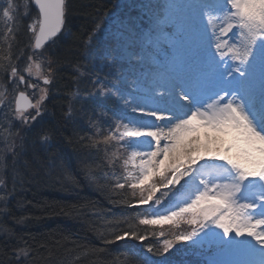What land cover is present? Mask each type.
<instances>
[{"label": "trees", "instance_id": "1", "mask_svg": "<svg viewBox=\"0 0 264 264\" xmlns=\"http://www.w3.org/2000/svg\"><path fill=\"white\" fill-rule=\"evenodd\" d=\"M119 1L66 0L64 28L43 47L53 68L52 90L42 114L18 129L13 158L7 157L0 137V178L5 186L0 194V264L192 261L180 249L161 255L168 234L150 235L143 242L106 243L124 231L159 233L138 222L148 208L129 207L140 199L138 191L116 187L125 180L119 162L109 163L111 145L91 146L112 127L119 110L115 100L97 96L107 77L113 80L116 75L101 67L89 43ZM2 7H7L6 0H0ZM136 15L132 13L130 24L140 31L144 22ZM39 17L33 0H15L12 22L0 15V91L12 83L11 68L22 70L34 50L35 34L29 26ZM9 27L12 33L5 39ZM9 54L11 59H4ZM148 245L156 250L148 252Z\"/></svg>", "mask_w": 264, "mask_h": 264}, {"label": "rangeland", "instance_id": "2", "mask_svg": "<svg viewBox=\"0 0 264 264\" xmlns=\"http://www.w3.org/2000/svg\"><path fill=\"white\" fill-rule=\"evenodd\" d=\"M219 2L221 0H120L118 2L116 10L99 26L89 43L91 49L101 59V67L108 68L106 69L108 74L116 75L113 80L107 77V81H104L97 95L103 101L109 97L115 100L119 110L112 127L106 129L102 136L115 128L118 121L123 124L151 119L133 112L137 107H144L147 110H169L174 116L182 118L191 110L216 99L213 97L207 100L206 92L218 87L219 84L226 85V81L234 80L228 87L232 92L231 96L228 93L229 98L246 103L254 112L257 108L264 107V42L261 38L256 40L248 62L243 65L239 61L232 60L231 54L221 60L216 53V40L213 37V32L219 35V31L218 28L214 30L213 25L222 26L223 17L234 9H231V5L227 4L226 0H222L223 8L210 7ZM132 13H137L136 16L144 22V27L142 25L140 31L130 24ZM39 19L40 17L36 21ZM38 30L37 27V32ZM239 31L238 28H234L227 37L220 38L227 39L229 45L239 43ZM223 51L227 52V47ZM30 56L33 60L41 62V76L35 75L34 67L31 75L24 71L30 63ZM24 64L26 65L23 69L18 70V76L12 78L11 85L5 88L2 97L4 103L1 104L0 109V137L3 138V146L7 149V157H12L14 154V148L20 138L18 129L30 123V120L25 123L23 118H17L18 94L28 93L36 104L43 94L42 89H47V97L52 90V79L49 84H45L42 79V76L52 77V71L49 73L48 69L53 68V62L48 57L47 49L41 48L38 52L33 50ZM237 67L240 68V72L235 71ZM19 75L25 77L23 82H20ZM110 85H115L116 88H111ZM188 92L195 93L198 103L192 104L182 100V96ZM229 98L225 97L226 100ZM46 99L42 102V111ZM35 114V108H30L24 113L28 117ZM156 123L162 125L164 122ZM197 137L200 154L206 156L199 162L204 165L201 171L207 173L209 178L215 177L220 171L218 166L224 164V161L214 159L215 155L239 158L242 149L246 146L233 134L206 132L204 127L190 134L187 139L194 140ZM111 148L112 156L119 145L114 142ZM134 148L147 151L146 146H137L135 143L119 149L121 160L117 162L124 177L127 173L121 166L122 160ZM219 180L225 181L223 178H218L216 182L220 183ZM248 183L245 181V184ZM181 184L183 185L184 182L182 181ZM4 187L3 182L0 184V194ZM188 188L189 185L183 187L177 185L160 205H154L153 202L142 205L148 208L147 216L154 213L166 215L168 210H174L173 205L186 199L190 194ZM244 190L242 189L243 193ZM137 191L141 198L139 189ZM154 227L159 232L168 234V239H172L174 235L191 231L193 227L199 225L193 226L181 222L179 225L165 223ZM243 240H251V238H237L234 233L231 237L224 238L220 228L210 225L194 238L197 242L179 243L169 253L174 249H180L182 256L191 260L206 257L211 264H229L226 261L229 257L257 258L261 254L260 246L256 245L254 240L250 245L236 242Z\"/></svg>", "mask_w": 264, "mask_h": 264}, {"label": "snow or ice", "instance_id": "3", "mask_svg": "<svg viewBox=\"0 0 264 264\" xmlns=\"http://www.w3.org/2000/svg\"><path fill=\"white\" fill-rule=\"evenodd\" d=\"M6 2L7 7L0 8V15L8 22H12L15 0H6ZM34 3L40 13V19L29 26V30L35 34L32 46L35 50L41 49L46 41L61 30L64 24L65 0H34ZM226 3L230 4L234 11L228 12L223 17L222 26L213 25V29L218 28L219 31V35L213 32L216 53L221 60L231 54L232 60L239 61L243 65L248 62L256 40L261 38L264 42V0H226ZM212 6L223 8L224 2L221 0L216 5H210ZM234 28L240 30V42L229 45L227 39L220 37H227ZM11 33L12 28L9 27L4 33L5 39ZM12 38H15L14 35ZM225 47L227 52L223 51ZM4 59L10 60L11 54ZM29 61L24 71L31 75L34 67L35 75L41 76V62L33 60L31 56ZM51 71L52 69L49 68L48 72ZM235 71L240 72V68L237 67ZM11 76H18L16 67L11 68ZM24 79L23 75H19L20 82ZM42 79L45 84L51 83L50 76H42ZM41 91L43 94L36 104L28 101L23 106L20 98L26 101L28 98L23 92L19 94L16 102L17 118H23L24 122L28 123L29 120L35 121L41 115V105L47 98V89ZM227 96L228 92H224L223 96L217 94L216 99L211 103L191 110L182 118L174 116L169 110H147L144 107H137L133 112L151 119L123 124L118 121L115 128L108 131L107 135L102 136L100 140H92V147L100 144L112 145L114 142L119 145L111 156L109 161L111 164L121 160L119 149L125 148L126 145L135 143L137 146L147 147V151L134 148L122 160L121 166L127 175L124 177L125 183H118L116 187L123 189L127 186L133 190V194L137 189L141 193V198L134 204L130 203L129 207L146 205L149 202L160 205L177 185L182 187L189 185L190 194L186 199L173 205L174 210H168L166 215L154 213L139 218V224L146 226L165 223L179 225L181 222L193 226L199 225L193 227L191 231L174 235L172 239H164L159 249L161 255L169 253L179 243L197 242L194 238L210 225L220 228L224 238L231 237L233 233L237 238H251L236 242L250 245L254 240L256 245L260 246V251L264 253V108L257 114L246 103L239 102L235 98L225 101ZM0 97H4L2 91ZM182 100L192 104L198 103L194 92L183 95ZM3 103L4 99H0V104ZM28 108H35L36 114L31 117L25 116L24 113ZM157 121L164 123L161 125L156 123ZM201 127H204L206 132L233 134L246 145L239 158L215 155L213 158L224 161V164L218 166L220 171L212 178L201 171L204 165L199 162L206 156L200 154L198 137L194 140L187 139ZM42 139L47 140L48 137L44 136ZM218 178H223L226 182L217 183ZM245 181L249 183L245 184ZM2 183L3 181L0 180V184ZM250 186L258 190L250 197L245 196L242 189ZM150 235L159 238L165 233L161 231L158 234L154 232L140 234L135 230L124 231L121 235L115 236L114 240L106 243L111 244L125 239L143 242ZM147 250L153 252L156 249L148 245ZM24 254L27 255L26 252Z\"/></svg>", "mask_w": 264, "mask_h": 264}, {"label": "water", "instance_id": "4", "mask_svg": "<svg viewBox=\"0 0 264 264\" xmlns=\"http://www.w3.org/2000/svg\"><path fill=\"white\" fill-rule=\"evenodd\" d=\"M33 1H34V0H33ZM65 3H66V0H65ZM34 4H35V3H34ZM36 7H37V6H36ZM37 8H38V7H37ZM64 24H65V6H64ZM64 24H63V26L61 27V30L56 34V36H54V37H52L50 40L46 41L45 44H44V46L47 45L48 43H50L52 40H54V39H55V38L61 33V31L63 30ZM44 46H43V47H44ZM23 93H25V92H23ZM19 94H20V93H19ZM25 96L28 98L27 101L24 100V99H22V98H20V103H21L22 106L25 105V104H27L28 101H30L32 104H34L32 98H31L27 93H25ZM18 98H19V95H18ZM18 98H17V99H18ZM29 109H30V108H28L27 110H29Z\"/></svg>", "mask_w": 264, "mask_h": 264}, {"label": "bare ground", "instance_id": "5", "mask_svg": "<svg viewBox=\"0 0 264 264\" xmlns=\"http://www.w3.org/2000/svg\"><path fill=\"white\" fill-rule=\"evenodd\" d=\"M238 249V248H237Z\"/></svg>", "mask_w": 264, "mask_h": 264}]
</instances>
